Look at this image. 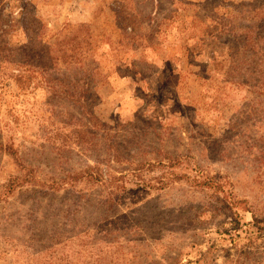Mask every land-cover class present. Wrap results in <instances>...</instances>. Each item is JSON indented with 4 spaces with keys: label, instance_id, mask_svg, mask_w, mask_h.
<instances>
[{
    "label": "rangeland",
    "instance_id": "374dc122",
    "mask_svg": "<svg viewBox=\"0 0 264 264\" xmlns=\"http://www.w3.org/2000/svg\"><path fill=\"white\" fill-rule=\"evenodd\" d=\"M0 264H264V0H0Z\"/></svg>",
    "mask_w": 264,
    "mask_h": 264
},
{
    "label": "trees",
    "instance_id": "16d2710c",
    "mask_svg": "<svg viewBox=\"0 0 264 264\" xmlns=\"http://www.w3.org/2000/svg\"><path fill=\"white\" fill-rule=\"evenodd\" d=\"M218 184V176H207L205 179L199 181V185H206L207 187L216 186Z\"/></svg>",
    "mask_w": 264,
    "mask_h": 264
}]
</instances>
